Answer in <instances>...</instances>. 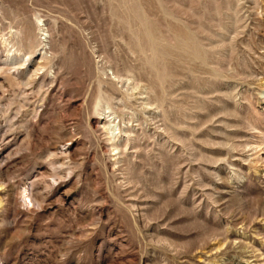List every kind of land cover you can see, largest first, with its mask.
I'll use <instances>...</instances> for the list:
<instances>
[{"label":"rangeland","instance_id":"obj_1","mask_svg":"<svg viewBox=\"0 0 264 264\" xmlns=\"http://www.w3.org/2000/svg\"><path fill=\"white\" fill-rule=\"evenodd\" d=\"M0 264H264V0H0Z\"/></svg>","mask_w":264,"mask_h":264},{"label":"bare ground","instance_id":"obj_2","mask_svg":"<svg viewBox=\"0 0 264 264\" xmlns=\"http://www.w3.org/2000/svg\"><path fill=\"white\" fill-rule=\"evenodd\" d=\"M2 197V196H1ZM13 198V197H12ZM13 203V202H12Z\"/></svg>","mask_w":264,"mask_h":264}]
</instances>
